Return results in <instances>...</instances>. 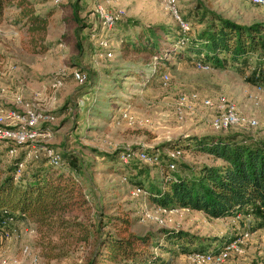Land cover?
<instances>
[{
    "label": "rangeland",
    "instance_id": "1",
    "mask_svg": "<svg viewBox=\"0 0 264 264\" xmlns=\"http://www.w3.org/2000/svg\"><path fill=\"white\" fill-rule=\"evenodd\" d=\"M32 1L37 10H55L47 29L50 49L43 60L49 63L50 71L43 77L36 76L39 72L34 71L37 74L29 75L36 80L47 81V87L57 80L61 84L56 89H48L49 98L41 101L53 115L45 127L48 134L38 136L34 143L16 146L13 152H8L5 145L0 144V166L6 167L23 152L25 156L20 169L24 171L28 167L33 169L47 158L49 151L57 154L61 161L59 168L70 170L77 177L91 201L92 211L89 215L85 212L78 215L79 219L93 230L99 215L105 217L127 211L134 219L133 231L141 234L151 232L154 240L163 244L162 249L151 247L155 255L164 259L163 264L192 263L187 258L188 252L179 246H173L171 252L163 251L170 244L160 236L161 229L188 232L204 244L209 240L208 246L217 236L248 232L247 240L253 237L258 239V243L251 240V256L246 264H255L253 256L259 259L257 252L261 249L255 246L264 245V225L258 224L255 214L241 211L240 218L213 219L202 211L176 209L157 217H146L145 213L151 214L155 205L148 199L146 188L151 181L158 183L176 170L190 173L191 168L195 174L203 164L221 163L198 150L191 137L233 134L239 138L264 139V54L261 60H257L258 54L252 56L243 70L231 66L215 68L210 64L209 68L202 69L196 64L200 59L193 54L179 59L167 57L168 62L160 66L154 58L144 63L141 55L122 48L120 40L133 39L138 32L147 33L151 28L162 37L159 50H166L167 44L174 41L178 25L167 6L168 0H63L60 5H54L52 0ZM74 2L79 7V20L73 19ZM175 3L178 15L186 19L184 21L191 33L206 24V19L203 23L200 21L201 12L210 17L211 14L207 13L210 11L246 25L264 22V7L247 0H175ZM97 4L108 11L121 9L124 14L115 26L108 27L94 11ZM8 11L7 20L10 21L14 10ZM179 53L183 54L182 51ZM76 69L85 71L86 83L81 85L74 80L72 72ZM39 90L35 97L40 98ZM191 92L214 101L223 96L257 123L214 130L210 120L215 109L201 105L195 108L194 113L179 118L176 100L180 95ZM170 141L183 145L177 159L161 155L167 153L166 145ZM127 149H157L161 153L160 162L153 165L135 157L132 162L123 163L117 158L118 152ZM132 163L144 167V174L131 169ZM170 163L175 167L168 171ZM45 166H49L48 163ZM136 187H140L141 192L133 195ZM51 237L61 241L55 235ZM47 242V238H39L34 223L14 219L0 227V264H87L92 254L93 242L88 245L68 242L62 249L54 250V253L61 252L62 255L50 257ZM25 246L28 254L23 253ZM205 246L208 248L207 244ZM246 249L245 244V252Z\"/></svg>",
    "mask_w": 264,
    "mask_h": 264
},
{
    "label": "trees",
    "instance_id": "2",
    "mask_svg": "<svg viewBox=\"0 0 264 264\" xmlns=\"http://www.w3.org/2000/svg\"><path fill=\"white\" fill-rule=\"evenodd\" d=\"M72 8L73 19L79 20L76 2L72 3ZM9 9L14 10L9 22L26 34V39L22 42L23 49L32 54L46 53L50 49V43L46 42L47 29L55 9L37 10L32 0H0V23L9 17L6 16ZM205 13H200V21L203 23L206 19V24L194 33L190 29L183 32L178 24L174 35L171 33L174 41L167 44L164 51L158 48L162 37L156 35L151 28L147 29V33L138 32L133 39H121V47L127 52L141 55L144 63L154 58L159 66L168 62L165 59L167 57L179 59L188 54L197 56L200 62L215 68L231 66L238 70H243L252 56L258 54L257 60H261L264 54V22L246 25L210 11L207 12L211 14L210 17ZM147 80L149 81L148 78ZM190 139L198 150L215 160L219 159L221 163L203 164L195 174L191 168L190 173L183 169L180 172L176 170L158 183L151 181L146 188L148 199L167 210L202 211L213 219L235 217L245 211L248 215L255 214L258 224L264 225V139L239 138L233 134ZM0 144L5 145L8 152L20 146L6 141H0ZM167 144L168 148H183V145L173 144L171 141ZM158 151L146 150L150 154L158 153V162L153 165L160 162L161 153ZM165 154L161 155L167 156ZM24 156L22 152L6 167L0 166V220L7 216L13 220L23 219L34 223L39 238L48 240L50 257L62 255L61 252L54 253V250L62 249L68 242L86 245L93 242L92 254L87 259V264L165 263L163 258L151 251L153 246L162 249L163 244L157 239L155 241L151 232L141 234L133 231L131 227L134 219L127 211L104 215L105 217L99 215L92 230L78 216L84 212L89 215L92 206L77 177L70 170H61V165L53 166L48 158H44L33 169L28 167L21 171ZM134 158L133 156L127 162H122L127 164ZM46 163L49 166H45ZM131 169H137L138 174H144L146 170L133 163ZM139 185L142 187L141 183ZM51 235L57 236L61 241H55ZM160 236L170 244L163 251L171 252L173 246H179L190 253L197 250L219 251L237 235L217 236L211 246H208L209 240L204 244L202 240L198 241L190 233L181 230L161 229ZM206 244L211 250L205 248Z\"/></svg>",
    "mask_w": 264,
    "mask_h": 264
},
{
    "label": "built area",
    "instance_id": "3",
    "mask_svg": "<svg viewBox=\"0 0 264 264\" xmlns=\"http://www.w3.org/2000/svg\"><path fill=\"white\" fill-rule=\"evenodd\" d=\"M63 0H52L54 5H60ZM252 4L260 5L264 7V0H247ZM168 8L174 14L177 23L181 27L183 32L189 31L190 27L177 12L175 0H168ZM94 11L101 22L111 27L123 16V10L116 9L114 11H108L101 4H97ZM197 66L206 69L209 65L203 64L197 61ZM74 80L79 84H84L87 81V74L84 71L76 69L72 72ZM61 84L60 80L51 83L50 87L56 89ZM39 98L32 100H25L21 94L15 96V104L21 105L22 109L15 107H7L0 102V141H6L17 145H23L27 143H34L38 136L48 134L45 127L48 125L49 120L53 118L48 110L44 106V102H41ZM201 105L206 108L215 109V113L212 115L210 125L214 130L222 131L227 130L233 126H254L257 122L255 119L246 116L239 111L237 106L223 96H219L216 101L209 97H199L196 92L189 94H182L176 100V113L179 118H182L184 114H192L195 108ZM14 150H10L13 152ZM166 155L170 159H177L181 155V150L177 148H167ZM136 157L139 160L153 164L158 162V153H147L145 149H139L133 151L127 149L119 154V158L123 162H127L131 157ZM48 161L53 166H60L61 161L57 154H53L51 151L47 155ZM174 163L168 165V171L173 170ZM19 174V171L17 175ZM141 192V188L136 187L132 194L138 195ZM176 211V209L167 210L163 207L154 205V210L151 214L145 213L146 217H155L163 213H170ZM6 212V211H5ZM7 214V213H6ZM156 216V217H157ZM234 218H240L238 213ZM12 217L5 216L0 220V227H5L12 221ZM248 232H244L241 235H237L234 239L226 242L222 249L219 251H192L188 253L187 258L192 264H225L229 259H235L242 257L245 254V244L248 237ZM23 253L28 254V247L23 248ZM35 260V259H33Z\"/></svg>",
    "mask_w": 264,
    "mask_h": 264
},
{
    "label": "crops",
    "instance_id": "4",
    "mask_svg": "<svg viewBox=\"0 0 264 264\" xmlns=\"http://www.w3.org/2000/svg\"><path fill=\"white\" fill-rule=\"evenodd\" d=\"M9 14V11L6 12V16H9ZM25 39L26 34L18 26L9 23L7 19L0 23V102L7 107L22 109L21 105L15 104L17 93H21L25 100H32L38 98V96L35 97L34 95L40 89L41 96L39 99L49 98L47 95V81L36 80L29 75V73L37 74L33 73V71L39 72L36 76L41 77L49 73V63L43 62L47 52L44 54L26 52L22 47V42ZM50 40L47 31L46 42L49 43ZM39 61L41 64H38ZM251 240L255 244L258 243V239L254 240L253 237L252 239L250 238L246 241L248 249H246L245 254L242 257L229 259L225 264H246L247 258L251 256L250 252L252 249H249ZM255 248H261L257 252L259 259L255 255L253 256L256 258L255 264H264V245L259 244Z\"/></svg>",
    "mask_w": 264,
    "mask_h": 264
}]
</instances>
